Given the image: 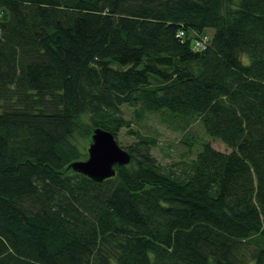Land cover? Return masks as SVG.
Here are the masks:
<instances>
[{
    "label": "trees",
    "instance_id": "obj_1",
    "mask_svg": "<svg viewBox=\"0 0 264 264\" xmlns=\"http://www.w3.org/2000/svg\"><path fill=\"white\" fill-rule=\"evenodd\" d=\"M149 115L228 152L162 166ZM95 128L133 138L102 182ZM113 262L264 264V0H0V264Z\"/></svg>",
    "mask_w": 264,
    "mask_h": 264
},
{
    "label": "rangeland",
    "instance_id": "obj_2",
    "mask_svg": "<svg viewBox=\"0 0 264 264\" xmlns=\"http://www.w3.org/2000/svg\"><path fill=\"white\" fill-rule=\"evenodd\" d=\"M208 34H212V31H207ZM244 64L249 63V59L246 56L241 57ZM124 116L126 119H131V113L125 107H123ZM146 136H152L156 138L157 144L151 150L153 156L157 162L162 166H167L170 163H180L188 159L194 158L198 148L194 145L191 150L180 143V141L187 135H195L199 140H210L211 145L214 149L220 152H228L225 146L217 140H212L206 134L203 133L199 122L193 123L185 133L177 130L175 126H170L160 122L158 115H149L145 120H143L139 125L132 126ZM187 134V135H186ZM188 136V137H189ZM116 140L122 145H128L133 141V138L128 136L125 129H121L116 137ZM112 264H116L113 262ZM250 264H255L250 262Z\"/></svg>",
    "mask_w": 264,
    "mask_h": 264
},
{
    "label": "water",
    "instance_id": "obj_3",
    "mask_svg": "<svg viewBox=\"0 0 264 264\" xmlns=\"http://www.w3.org/2000/svg\"><path fill=\"white\" fill-rule=\"evenodd\" d=\"M87 158L74 161L69 168L95 182H102L115 175L116 167L130 163L129 153L121 148L114 135L102 128H95L87 146Z\"/></svg>",
    "mask_w": 264,
    "mask_h": 264
},
{
    "label": "built area",
    "instance_id": "obj_4",
    "mask_svg": "<svg viewBox=\"0 0 264 264\" xmlns=\"http://www.w3.org/2000/svg\"><path fill=\"white\" fill-rule=\"evenodd\" d=\"M179 35L182 36L183 34L180 33ZM208 43H209V36L203 35L194 41L193 49L194 50H205L208 46Z\"/></svg>",
    "mask_w": 264,
    "mask_h": 264
}]
</instances>
